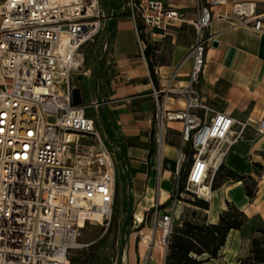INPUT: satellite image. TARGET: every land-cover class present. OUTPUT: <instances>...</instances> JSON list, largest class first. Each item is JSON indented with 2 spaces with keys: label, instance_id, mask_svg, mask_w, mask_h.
<instances>
[{
  "label": "built area",
  "instance_id": "obj_1",
  "mask_svg": "<svg viewBox=\"0 0 264 264\" xmlns=\"http://www.w3.org/2000/svg\"><path fill=\"white\" fill-rule=\"evenodd\" d=\"M227 2L212 0L211 4ZM195 6L186 83L176 85L175 71L151 93L157 154L166 122L181 123L173 195L162 211L155 205L151 214L164 246L181 196L178 168L186 143L192 149L186 184L207 200L211 196L208 171L218 167V155L245 127L239 123L234 133L235 119L208 105L196 89L204 49L213 36L204 32L212 21L209 6L200 0H195ZM124 7L140 24L136 34L143 58L147 42L158 41L174 21L185 19L183 11L159 0H126ZM232 12L236 22L243 23L253 6L233 1ZM103 18L99 0H0V264H68L71 250L86 245L78 240L82 229L92 223L108 224L113 214V151L94 118L85 112L102 101L74 104L72 100V90L78 88L83 102L80 77L89 72L83 66V51L100 33ZM253 19L252 27L264 30L260 17ZM108 47L104 38L101 52ZM178 99L181 108H168ZM255 130L263 134L264 123ZM215 143L221 147L213 148ZM202 183L207 186L204 192L199 189Z\"/></svg>",
  "mask_w": 264,
  "mask_h": 264
},
{
  "label": "crops",
  "instance_id": "obj_2",
  "mask_svg": "<svg viewBox=\"0 0 264 264\" xmlns=\"http://www.w3.org/2000/svg\"><path fill=\"white\" fill-rule=\"evenodd\" d=\"M103 1L104 5L99 0L105 14L101 36L107 38L110 27L114 35L108 40L109 47L103 56L104 75L91 77L95 84V98L92 100L102 101L99 112L103 138L113 151L114 208L118 232L119 220L126 214H131L136 222L140 221L138 224L143 222L144 226V220L152 214L154 206L158 212L162 211L170 200L177 167L176 152L181 148V123L177 120L166 122V138L173 142L168 143L164 139L161 152L157 154L151 93L153 89L162 87L166 78L175 71L176 85L186 83L192 61L188 51L195 34L191 21L196 18L198 9L195 0H159L165 6L183 11L185 19L174 21L163 37L150 43L160 49L165 48L167 60L157 67L152 79L145 58L138 52L136 28L139 29L140 24L128 16L124 7L126 0ZM200 1L209 6L212 13V21L204 32L211 34L217 45L204 49V65L196 89L208 105L229 113L235 119L234 133L239 131V123H245L241 135L218 155L217 163L241 175H251L256 181L252 199L244 194L241 181L226 182L218 191L212 192L213 199L206 210L209 222L218 219V214L226 208V201L242 210L247 220L239 229L228 233L217 258L201 264L211 260H222L221 264H227L229 260L230 264H237L238 258L247 252L254 229L264 224V174L255 173L253 167V163L264 166V133L256 134L255 130L256 126L264 123V30L252 27L254 17H260L264 27V0H227L225 4L215 5L211 4L212 0ZM233 1L253 6L252 15L243 23L236 22L232 12ZM140 37L147 41L146 35ZM182 105V100L178 99L170 102L168 108L179 109ZM181 210L175 205L174 216L178 217ZM127 233L130 235L131 232ZM231 235L248 236L245 252L240 246L231 253L225 250ZM130 245L126 250L129 262L133 251ZM133 260V264H137L136 256Z\"/></svg>",
  "mask_w": 264,
  "mask_h": 264
},
{
  "label": "trees",
  "instance_id": "obj_3",
  "mask_svg": "<svg viewBox=\"0 0 264 264\" xmlns=\"http://www.w3.org/2000/svg\"><path fill=\"white\" fill-rule=\"evenodd\" d=\"M113 35L112 27L108 28L107 40H110ZM96 39L87 43L83 51V65L90 70L92 78L104 75L102 60L105 52H101L100 49L103 37L98 42L97 48L93 44ZM155 51H157L155 45L146 44L144 58L152 79L156 74L155 69L164 64V61L157 60V58L152 59L153 56L155 57ZM105 126L108 128L107 125ZM183 152L185 158L178 168L179 177H183L187 164L191 162L192 149L189 142L184 146ZM253 167L255 173L262 172L264 174V166L253 163ZM227 180L241 181L247 198L252 199L254 197L256 189L254 178L251 175H241L222 163L216 168L209 187L211 190H216ZM246 180H249L250 183H247ZM188 202L191 206L185 208L180 217L172 222L171 230L166 238L163 264H201L217 258L226 242L228 233L231 230L239 229L247 220L242 210L232 202L226 201V208L218 214V219L215 222H209L205 214L209 207L206 200L195 198ZM113 216H115V222L113 223V217L109 222L112 226L106 228L98 241L89 244L90 247L87 248L86 252H82L78 257H72L71 262L76 264H109L105 256H99L98 250L104 245L108 233L111 230L116 231L115 209L113 210ZM132 220V215L129 213L123 217L122 226L120 227L123 233L128 232L127 227ZM142 226L143 222L138 225L137 229ZM237 264H264V224L254 229V233L249 239L247 252L238 258Z\"/></svg>",
  "mask_w": 264,
  "mask_h": 264
},
{
  "label": "rangeland",
  "instance_id": "obj_4",
  "mask_svg": "<svg viewBox=\"0 0 264 264\" xmlns=\"http://www.w3.org/2000/svg\"><path fill=\"white\" fill-rule=\"evenodd\" d=\"M100 1H101V4L104 5V1L103 0H100ZM103 13H104V11H103ZM104 18H105V16H104ZM103 19H101L102 29L104 26ZM102 33L100 30V33L96 37L97 38L96 41L93 43L94 45H96V48L98 47L97 45H98V42L100 41V39L102 37L101 36ZM155 46L157 48V51L154 52L155 57L153 56L152 59L154 60V58H157V60L159 59L162 62L164 61V63H166L167 60L165 59V56H166L165 48L160 49L157 45H155ZM80 74H81V71L79 70L77 72V75H80ZM77 75H75V76L77 77ZM91 77L92 76H90V72H88L87 77L86 76L80 77V82H81L80 89L83 92V96H85L83 99V102H82L83 104H88L92 101L93 98H95V95H93L94 89H95V84L93 83V80ZM86 95H88V96L86 97ZM85 112H86V114H88L89 116L94 118L97 130H98L99 134L101 136H103L104 131H103V126H102V116H101V113L99 112V105L97 107L85 108ZM166 135H167V128H166L165 133H164V139L166 140V142L172 143L173 141L168 140L166 138ZM212 146H213V148H216V146H218L217 148H219V147H221V144L218 145L217 143H215ZM176 154H177V156H176V159H177L178 152H176ZM213 161H214V159H212V162ZM188 165H189V163L187 164V167L185 168L183 177H179V189H181V196L180 197L178 196L179 202L176 203V205L181 207V209H182L181 213L183 212V210L185 208L191 206L190 203L188 202L189 200L195 199V198H200V197H197L193 192H191V190H195L196 187H192V186H189L186 184L187 183L186 182V176H187V173L189 170ZM215 171H216V168H210V170L208 171V177H207L208 182L211 183V180H212V177L214 176ZM173 175H175V174H173ZM175 181L176 180L174 179V181L172 183L171 195H173V191H174V187H175ZM232 181H234V180H227L226 182L228 183V182H232ZM246 182L250 183L249 180H246ZM242 185H243V183H242ZM218 190H219V188L216 190H211V196L209 199L206 200L209 204H210L211 200L213 199L212 192L218 191ZM218 197H220V196H218ZM214 198H215L214 200H216V197H214ZM181 213H180V215H181ZM205 214H206V211H205ZM180 215L178 217H175L173 215V221L177 220L180 217ZM112 217H113V223H114L115 222V220H114L115 216H113V214H112L110 217V220L112 219ZM132 219L133 220L131 221L130 225L127 227L128 231L131 232L130 235L127 232L123 233V230L120 228L122 226V220H123L122 218L119 220L118 232H116V231L113 232L112 230L111 231L109 230L110 233H108L104 245L98 250L99 256H105L108 259L107 263H109V264H133V262H134L133 259L135 258V256L137 259V264L139 262H140L139 264H160V263H162V258L164 259L163 252L160 250L159 246L157 245V244H160V241L156 237V234L157 233L159 234L160 230H157L155 228V224L153 222L152 215L148 214L146 216V219L144 220V226L139 228V229H137L139 224L136 222V220L133 216H132ZM110 220H109V222H110ZM109 222H108V224H105V223H103V224H98V223L88 224L82 229L78 240L80 243H83L86 245L83 246L82 248L77 249V250H71L72 253L70 254V257L68 259V264H76L74 262H71V258L80 256V254L82 252L87 251V248L90 247L89 244H92V243H95L96 241H98L100 239V237L106 231V228L112 226ZM247 237L245 235H241L240 237H238V235H234V236L231 235L229 237L227 248L225 250L228 249L231 253V251L233 249H236V247L240 246L241 251L245 252L246 251V245H247ZM143 239L146 240L145 245L143 243H139V241L143 240ZM130 243H131L130 247L132 248V246H133V251H131L132 260L129 262L126 250H127ZM132 243H133V245H132ZM124 251H125V255H124ZM227 261H228L227 264H230V261L229 260H227ZM221 262H222V260H219V261L218 260H211L206 264H221Z\"/></svg>",
  "mask_w": 264,
  "mask_h": 264
},
{
  "label": "water",
  "instance_id": "obj_5",
  "mask_svg": "<svg viewBox=\"0 0 264 264\" xmlns=\"http://www.w3.org/2000/svg\"><path fill=\"white\" fill-rule=\"evenodd\" d=\"M212 46H216L217 45V41L213 40L211 42ZM72 100L74 104H81L82 103V98H81V94L78 88H74L72 90Z\"/></svg>",
  "mask_w": 264,
  "mask_h": 264
},
{
  "label": "bare ground",
  "instance_id": "obj_6",
  "mask_svg": "<svg viewBox=\"0 0 264 264\" xmlns=\"http://www.w3.org/2000/svg\"><path fill=\"white\" fill-rule=\"evenodd\" d=\"M199 189L204 192L207 189V186L205 185V183H202L199 186ZM156 237L160 241V244H157V245L159 246L160 250L163 252V257H164L165 247H164L163 243L161 242V232L159 234L157 233ZM145 242H146L145 239L139 241V243H143L144 245H145Z\"/></svg>",
  "mask_w": 264,
  "mask_h": 264
}]
</instances>
